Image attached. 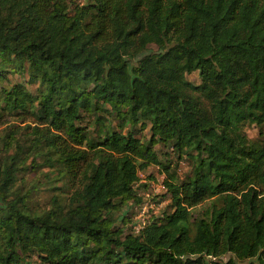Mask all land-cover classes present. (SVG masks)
I'll use <instances>...</instances> for the list:
<instances>
[{
    "label": "trees",
    "instance_id": "1",
    "mask_svg": "<svg viewBox=\"0 0 264 264\" xmlns=\"http://www.w3.org/2000/svg\"><path fill=\"white\" fill-rule=\"evenodd\" d=\"M7 71L35 93L2 89L0 108L35 124L0 134V264H264V138L243 131L264 125V0H0ZM157 142L190 173L164 182L170 211L123 233ZM40 164L75 187L33 212L13 183Z\"/></svg>",
    "mask_w": 264,
    "mask_h": 264
},
{
    "label": "rangeland",
    "instance_id": "2",
    "mask_svg": "<svg viewBox=\"0 0 264 264\" xmlns=\"http://www.w3.org/2000/svg\"><path fill=\"white\" fill-rule=\"evenodd\" d=\"M70 4H82L86 2V0H69ZM151 49H154V46L151 45ZM185 79L192 84H198L199 78L197 71H192L190 73L185 74ZM26 75L19 74L15 72L7 71L5 74V78L0 79V106H1V97H2V89H10L15 84L23 85L28 91L32 94L35 93V85L28 84L25 82ZM23 119H20L18 114L14 112H7L4 109L0 108V134L6 127L22 128L25 124L29 126H33V118L29 115H25ZM115 120H112V124H115ZM80 126L83 127L84 132L91 131L92 136H96L95 127L92 124V121L89 117H82L79 121ZM244 134L250 140H260L264 138V125L262 127L255 126L254 124L245 125L243 128ZM141 140L148 139V130L147 126L140 130L135 134ZM152 150L155 152L159 164H149L144 170L139 171L138 181L134 186L137 190V195L141 196L142 199L140 202H147V198L143 200V194H150V201L147 202V206L153 203V207L148 208V215L160 216L161 212L170 211V202H169V194L166 190L165 183L168 182H180L185 178L186 175L190 173L192 160L190 157L186 156L184 153L177 154L173 151L169 146L163 145L160 142L154 143L152 145ZM2 151L0 149V156ZM30 159L27 160V162ZM36 162H40L39 158H36ZM165 168V169H164ZM52 171H48V168L43 165H39L38 168L29 169L22 171L16 175V179L13 183V188L17 194H25V205L26 207L33 212H40L50 207V198L52 195H58L59 201H63L65 198L70 195L71 191L75 187L73 183L66 181V179L56 180ZM144 185V186H143ZM159 187L158 190L156 188ZM258 190L264 192V185L262 187L257 185ZM142 202V203H143ZM128 206L122 207V214H125L126 218L128 215V221L126 220L121 226V223H117L118 227H122V232L126 233L132 229V222L136 218L139 213V203H130L128 202ZM141 203V204H142ZM140 204V206H141ZM209 204L208 200H205L191 209L192 214H199L202 210H204ZM125 209V210H123ZM231 255L226 253L218 258L215 257V260L219 262H224L226 259L230 258ZM206 264H212L210 258H206ZM252 259H250L251 261ZM249 259L243 260L242 262H237V264H247ZM33 264H37L36 262Z\"/></svg>",
    "mask_w": 264,
    "mask_h": 264
},
{
    "label": "built area",
    "instance_id": "3",
    "mask_svg": "<svg viewBox=\"0 0 264 264\" xmlns=\"http://www.w3.org/2000/svg\"><path fill=\"white\" fill-rule=\"evenodd\" d=\"M158 189H159V187L156 188V190H158ZM144 197L147 198V202H149L150 199H151L149 193H144V194H143V200L145 199ZM142 202H143V201H142ZM142 202H141V203H142ZM147 202H143L142 204L140 203L141 206H140V204H139V208H140L139 213L137 214L136 218L134 219V221L132 222V225H131L134 234H137V233L141 230V228L145 225L146 220H147L150 216H154L155 213L157 212V211H156L155 213H152V215H148V214H146L148 208L153 207V203H151V205H149V207H148V206H147ZM207 258H210L211 260H215V257H212V256H208Z\"/></svg>",
    "mask_w": 264,
    "mask_h": 264
}]
</instances>
